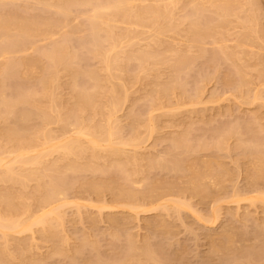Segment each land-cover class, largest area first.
Segmentation results:
<instances>
[{"label":"rangeland","instance_id":"obj_1","mask_svg":"<svg viewBox=\"0 0 264 264\" xmlns=\"http://www.w3.org/2000/svg\"><path fill=\"white\" fill-rule=\"evenodd\" d=\"M106 1L0 0V27L7 21L16 22L15 27L13 22L6 23L5 29L1 27L7 31L6 36L0 30V42L7 40L0 43V49L4 43L11 48L6 49L10 53L2 51L4 55H0V102L4 103H0V158L5 159L0 167V218L26 225L34 223L28 231L4 232L6 238L0 231V264H38V261L39 264H97L100 258L104 263L99 264H107L110 260L123 262L129 251L136 256L131 254L133 258L128 253L127 260L116 264L134 261L147 264L145 257L148 264L150 261L154 264L148 258L150 251L160 258V264H264V164L259 172L261 163H256L257 173L262 172L263 176L258 177L260 174L253 170L254 161L262 158L260 153L264 154V0H129L125 4L128 11L96 9ZM61 10L65 12L62 14ZM95 11L100 12V19L91 17ZM2 17H6L5 21ZM92 22L98 31L93 29ZM27 36L35 38L28 40ZM52 52L55 60L49 61ZM101 54H106L109 61L102 56L106 59L103 62ZM7 61L8 72L11 69L14 73L4 74ZM103 63H110L107 66H112L111 69ZM13 66L16 68L12 69ZM80 89L88 94L86 98L82 99L85 95L80 93V96ZM24 94H29L31 101ZM115 102L118 104L113 106ZM77 130L88 134L81 137ZM109 130L112 137L105 140ZM43 132L48 134H45L48 139L43 137ZM76 136L82 139L84 149L89 147L78 154L82 157L77 158L76 154L67 157L61 146L60 151L57 149L65 138ZM94 138L100 143L96 149L90 143ZM20 152L24 159L39 154L42 163L24 165L20 162ZM257 154L261 156L259 159ZM251 156H256L251 161L253 166ZM172 160L178 164L180 161L181 166L174 162L180 166V172L174 171ZM204 160L210 161L213 171L221 161L224 171L218 168L211 175V170L205 168L208 174L203 170ZM70 165L80 168L74 171ZM246 165L252 175L246 172ZM8 168L14 171V175L10 173L16 175L15 179L24 178V185L4 176L9 175L5 173ZM200 171L208 177L203 176L204 183L200 181ZM253 171L258 178L249 177L254 175ZM218 172L223 175H216ZM53 177L55 182L62 180L63 189H60L62 194H56V199L52 197L50 201L45 196L48 192L45 185ZM197 182H201L198 187ZM95 185L100 187L99 191V187L94 189ZM208 189L213 192L209 193ZM113 190H119L120 196L124 192V198L118 195L120 199H117ZM126 190H132L134 195H128ZM125 194L133 197L126 200ZM160 202H167L172 211L161 206L149 210ZM59 204L67 205L62 207V221L59 216L57 221L55 215V220H51L55 213L50 215L51 219L48 217L56 223L49 224L52 226L49 231L53 230L50 236V232L44 233L48 231L46 228L50 229L47 225L50 221L46 225L42 223L44 226L36 225L35 218ZM173 205L180 206V212H174ZM216 210L219 212L214 213ZM162 223L166 228H161ZM222 232L235 237L230 247L237 251L226 249L230 248L226 247L230 237L224 240L227 234ZM218 235L220 238H215ZM131 241L144 259L137 257ZM217 243L222 251L216 247ZM146 245L151 248L148 247L149 252ZM224 249L228 250L227 255H222L227 252ZM128 257L135 260L132 262ZM141 258L145 260L143 263Z\"/></svg>","mask_w":264,"mask_h":264},{"label":"bare ground","instance_id":"obj_2","mask_svg":"<svg viewBox=\"0 0 264 264\" xmlns=\"http://www.w3.org/2000/svg\"><path fill=\"white\" fill-rule=\"evenodd\" d=\"M109 1H110V0H108V2H109ZM128 1H129V0H112V1H110L109 3L106 1V3H105L106 5H105V4L103 5V3H104V2H103V3L101 4V6L99 5L101 1H100V2L98 1L99 4L97 5V8H96V5H95V8L98 9L99 11H103V10H110V11H111V9H112L113 12H114V10H116V12H120L121 10L124 11V9H125V4H129V3H130V1H129V2H128ZM132 1H133V0H132ZM192 1H193V0H192ZM231 1H233V0H231ZM78 2H79V1H78ZM98 2H97V3H98ZM127 2H128V3H127ZM204 2H205V1H204ZM248 2H249V0H248ZM80 3H81V2H80ZM107 3H108V4H107ZM171 3H172V2H171ZM193 3H194V2H193ZM200 3H201V2H200ZM200 3H197V4H200ZM76 4H77V6L80 5V4H78V3H76ZM84 4H85V3H84ZM84 4H82V6H84ZM86 4H87V3H86ZM190 4H191V3H190ZM194 4H195V3H194ZM213 4H214V3H213ZM215 4H217V2H216ZM247 4H248V3H247ZM257 4H258V3H257ZM195 5H196V4H195ZM251 5H252V4H251ZM66 6H67V5H66ZM66 6H65V8H64V6H63V8L66 9ZM68 6H71V5H68ZM168 6H169V5H168ZM168 6H167V7H168ZM188 6H189V5H188ZM192 6H193V5H192ZM205 6H206V5H205ZM212 6L214 7V5H212ZM217 6H218V4H217ZM61 7H62V6H61ZM98 7H99V8H98ZM201 7H202V6H201ZM215 7H216V6H215ZM93 8H94V7H93ZM160 8H161V7H160ZM190 8H191V7H190ZM57 9H58V8H57ZM60 9H61V8H60ZM70 9H71V8H70ZM70 9H69V11H70ZM96 9H95V10H96ZM201 9H202V8H201ZM219 9H220V8H219ZM118 10H120V11H118ZM125 10H126V9H125ZM93 11H94V9H93ZM96 11H97V10H96ZM96 11H95V14H93L91 17L95 16L94 19H95V18H99V19H100V14H99L100 12L98 11L99 13H98V12L96 13ZM126 11H128V10H126ZM133 11H134V10H132L131 12H133ZM163 11H164V10H163ZM165 11L168 12L169 10L167 11V8H166ZM204 11H205V10H204ZM255 11H256V10H255ZM58 12L60 13V11H58ZM61 12H62V14H63V13L65 12V10H64V11L61 10ZM66 12L68 13L67 10H66ZM116 12H115V14H116ZM137 12H138V11H137ZM144 12H145V11H144ZM82 13H83V12H82ZM126 13H128V16H129V13H130V12H126ZM135 13H136V10H135ZM138 13H139V12H138ZM155 13L157 14V12H155ZM160 13H161V12H160ZM196 13H197V12H196ZM83 14H84V13H83ZM97 14H99V16H98ZM118 14H119V13H118ZM139 14H140V13H139ZM197 14H198V13H197ZM124 15L127 16V14H124ZM130 15H131V13H130ZM162 15H163V17H164L166 14H165V15L162 14ZM254 15H255V14H254ZM66 16H67V15H66ZM88 16H89V15H88ZM136 16H137V14H136ZM139 16H140V15H139ZM157 16H158V15H157ZM157 16H156V17H157ZM250 16H251V15H250ZM91 17H90V18H91ZM132 17H133V16H132ZM134 17H135V16H134ZM252 17L254 18L255 16H252ZM2 18H3V17H2ZM2 18H1V19H2ZM13 18H14V17H13ZM76 18H77V16H76ZM87 18H88V17H87ZM137 18H138V17H137ZM140 18H142V17H140ZM196 18H197V17H196ZM220 18H221V17H220ZM245 18H246V17H245ZM253 18H252V19H253ZM4 19H6V17H4L3 20H4ZM91 19H92V18H91ZM252 19H251V20H252ZM7 20H8V19H7ZM7 20H6V21H7ZM9 20H11V19H9ZM12 20H13V19H12ZM14 20H15V19H14ZM158 20H159V19H158ZM195 20H196V19H195ZM247 20H248V19H247ZM4 21H5V20H4ZM23 21H24V20H23ZM29 21H30V20H29ZM90 21H91V20H90ZM92 21H93L94 23L97 22V20H95L96 22H95L94 20H92ZM98 21H100V20H98ZM2 22H3V21H2ZM11 22H13V24L16 23L15 21H10V22L7 21V22L3 23V24L1 25V27L4 28V26H6V23H7V25H8V23L11 24ZM24 22H25V21H24ZM93 22H92V25H93ZM246 22H247V21H246ZM248 22L250 23V21H248ZM19 23H20V22H19ZM19 23H18V25H19ZM26 23H27V22H26ZM29 23H30V22H29ZM35 23H36V22H35ZM35 23H34V24H35ZM55 23H56V22H55ZM89 23H90V22H89ZM194 23H197V22H194ZM251 23H252V22H251ZM0 24H1V22H0ZM156 24H157V23H156ZM20 25H21V24H20ZM20 25H19V26H20ZM25 25H26V24H25ZM27 25H28V24H27ZM29 25H30V24H29ZM41 25H42V24H41ZM41 25L38 24V26H41ZM48 25H49V24H48ZM61 25H63V24H61ZM64 25H65V24H64ZM89 25H90V24H89ZM245 25H246V24H245ZM9 26H10V25H9ZM9 26H8V27H9ZM15 26H16V24L14 25V27H15ZM33 26H35V25H33ZM33 26H31V27H33ZM36 26H37V25H36ZM42 26H43V25H42ZM44 26H45V25H44ZM53 26H54V25H53ZM53 26H51V29H52ZM93 26L95 27L96 25L94 24ZM1 27H0V28H1ZM17 27H18V26H17ZM26 27H27V26H26ZM31 27L29 26L28 28L31 29ZM46 27H47V25H46ZM94 27H93V29H96V28H97V27H95V28H94ZM98 27H99V25H98ZM3 28H1L0 30H3ZM5 28H6V27H5ZM5 28H4V29H5ZM23 28H25V27H23ZM28 28H26V30H27ZM44 28H45V27H44ZM48 28H49V27H48ZM54 28H55V27H54ZM17 29H18V28H16V30H17ZM38 29H39V28H38ZM98 29H99V28H98ZM206 29H208V28H206ZM34 30H35V29H34ZM34 30H33V31L31 30L32 33L34 32ZM44 30L47 31V28L44 29ZM54 30H55V29H54ZM60 30H61V28H60ZM90 30H91V33L93 34V32H92L93 30L91 29V27H90ZM96 30H97V29H96ZM3 31H5V30H3ZM28 31H29V29H28ZM41 31H43V29H42ZM46 31H44V33H45ZM97 31H98V30H97ZM109 31H110V28H109ZM15 32H16V31H15ZM17 32H18V31H17ZM26 32H27V31H26ZM26 32H25V33H26ZM50 32H51V31H50ZM94 32H95V34H97L95 30H94ZM6 33H7V31H5L4 35H5ZM47 33H49V32H47ZM47 33H46V34H47ZM7 34H8V33H7ZM18 34H19V33H18ZM36 34H37V33H36ZM71 34H72V33H71ZM92 34H91V35H92ZM186 34H187V33H186ZM245 34H246V33H245ZM248 34H249V33H248ZM14 35H15V34H14ZM14 35H13V37H14ZM16 35H17V33H16ZM16 35H15V36H16ZM28 35H29V33H28ZM40 35L42 36V34H40ZM44 35H45V34H44ZM44 35H43V37H44ZM242 35H243V34H242ZM5 36H6V35H5ZM5 36H4V37H5ZM35 36H36V35H35ZM66 36H67V34H66ZM70 36H72V35H70ZM4 37H3V38H4ZM10 37H12V36H10ZM18 37H19V36H18ZM37 37H38V36H37ZM68 37H69V36H68ZM68 37L66 38V40L68 39ZM5 38H6V37H5ZM7 38H8V37H7ZM30 38H31V36H30ZM30 38H28V36H27L26 39L30 40ZM32 38H35V37H32ZM32 38H31V39H32ZM111 38H112V37H111ZM194 38H195V37H194ZM20 39H21V38H20ZM22 39H23V38H22ZM45 39H46V38H45ZM63 39H64V38H63ZM71 39H72V38H71ZM91 39H92V38H91ZM113 39H114V38H113ZM199 39H200V38H199ZM28 40H27V41H28ZM59 40H60V39H59ZM64 40H65V39H64ZM68 40H70V39H68ZM92 40H93V39H92ZM99 40H100V39H99ZM101 40H102V38H101ZM109 40H110V39H109ZM111 40H112V39H111ZM244 40H245V39H244ZM246 40H247V39H246ZM2 41H7V40H2ZM2 41L0 42L1 44H2ZM8 41H9V40H8ZM19 41H21V40H18V39H17L18 44L21 43V42H19ZM23 41H24V40H23ZM61 41H62V39H61ZM104 41H105V39H104ZM9 42H10V41H9ZM35 42H36V41H35ZM96 42H97V41H96ZM96 42H95V43H96ZM102 42H103V40H102ZM112 42H114V41L112 40ZM10 43H11V42H10ZM15 43H16V39H15ZM29 43H30V42H29ZM65 43H66V41H65ZM97 43H98V42H97ZM109 43H110V42H109ZM195 43H196V42H195ZM195 43H194V44H195ZM34 44H35V43H34ZM36 44H37V43H36ZM36 44H35V45H36ZM63 44H64V43H62V45H63ZM241 44H242V43H241ZM3 45H5V47H3ZM3 45H1V46H2L3 48H5V50H4L2 47H1L2 50L0 49V50H1L0 55L2 54V56L7 52L6 49H7V50H10V49H11L9 46H7L8 43H7V44L4 43ZM16 45H17V43L15 44V46H16ZM26 45H27V44H26ZM65 45L67 46V43H66ZM112 45H113V47H114V48H113V50H114V49L116 48V47L114 46L115 44H112ZM66 46H65V47H66ZM200 46H201V45H200ZM7 47H8V48H7ZM17 47H19V46H17ZM26 47H27V46H26ZM30 47H31V46H30ZM90 47H93V46L90 45ZM99 47H100V45H99ZM99 47H97V48H99ZM9 48H10V49H9ZM22 48H23V47H22ZM50 49H51V48H50ZM52 49H53V48H52ZM91 49H92V48H91ZM95 49H96V48H95ZM110 49H112V48H110ZM45 50H46V49H45ZM66 50H67V48H66ZM66 50H64V51H66ZM98 50H100V49H98ZM189 50H190V49H189ZM189 50H188V51H189ZM2 51L4 52V54H3ZM5 51H6V52H5ZM11 51H12V50H11ZM93 51H94V50H93ZM204 51H205V50H204ZM204 51H203V52H204ZM12 52H13V51H12ZM45 52H47V51H45ZM94 52H95V51H94ZM94 52H93V53H94ZM111 52H112V51H111ZM223 52H224V50H223ZM226 52H227V51H226ZM8 53H10V52L8 51L6 54H8ZM53 53H54V52H52V54H51L50 56H52ZM55 53H56V52H55ZM66 53H67V52H66ZM107 53H110V52L108 51ZM220 53H221V52H220ZM40 54H41V53H40ZM56 54H57V53H56ZM60 54H61V53H60ZM60 54H59V55H60ZM62 54H63V53H62ZM62 54H61V56H62ZM69 54H70V53H69ZM69 54H67V55H69ZM111 54H112V53H111ZM111 54H109V55H107V56L109 57ZM224 54H225V53H224ZM224 54H223V55H224ZM70 55H71V54H70ZM96 55H97V54H96ZM105 55H106V54H105ZM105 55H102V54H101V58H102V56H103V57H106ZM113 55H115V54H113ZM117 55H118V54H117ZM179 55H180V54H179ZM188 55H189V54H188ZM53 56H54V55H53ZM53 56L49 59V61H50L51 59H54V60H55V57H53ZM61 56H60V57H61ZM72 56H73V55H72ZM98 56H99V54H98ZM182 56H183V55H182ZM186 56H187V55H186ZM186 56H185V57H186ZM10 57H11V56H10ZM10 57H9V58H10ZM45 57H46V56H45ZM58 57H59V56H58ZM74 57H75V56H74ZM111 57H112V56H111ZM114 57H115V56H114ZM114 57H113V60H114ZM126 57H127V56H126ZM47 58H49V57H47ZM62 58H63V56H62ZM106 58H107V57H106ZM137 58H138V57H137ZM180 58H181V57H180ZM182 58H183V57H182ZM12 59H13V58H12ZM12 59H11L10 62H9L10 65H11V64L13 65V62H12V61H14V60H12ZM57 59H58V58H57ZM107 59H108L107 61H109V58H107ZM125 59H126V58H125ZM177 59H178V58H177ZM190 59H191V56H190ZM190 59H189V60H190ZM8 60H9V59H8ZM58 60H60V58H59ZM58 60H57V62H58ZM103 60H104V58H102V61H103ZM105 60H106V59H105ZM105 60H104V61H105ZM110 60L112 61V58H111ZM183 60H184V59H183ZM60 61H61V60H60ZM63 61H64V60H63ZM73 61H75V60H73V58H72V62H73ZM104 61H103V62H104ZM127 61H130V60H128V58H127ZM140 61H141V59H140ZM11 62H12V63H11ZM55 62H56V61H55ZM57 62H56V63H57ZM65 62H66V61H65ZM65 62H64V63H65ZM175 62H176V61H175ZM188 62H190V61H188ZM56 63H55L54 65H56ZM61 63H62V62H61ZM73 63H74V62H73ZM113 63H115V61H113ZM113 63H112V64H113ZM177 63H178V62H177ZM177 63H176V64H177ZM6 64H7L8 66L6 67L5 72L3 71L4 68H5V66H4L3 69H2V73L4 72V74L6 73V71L8 72L9 67H10L9 64H8V61H7ZM6 64H5V65H6ZM17 64H18V63H17ZM20 64H21V62H20ZM20 64H19V65H20ZM49 64L52 65V63H50V62H49ZM70 64H71V63H70ZM103 64H104V63H103ZM109 64H110V63H108L107 65H109ZM185 64H187V63H185ZM12 65H11V67H12ZM57 65H58V64H57ZM57 65H56V66H57ZM104 65H106V63H105ZM107 65H106V66H107ZM16 66H18V65H16ZM66 66H67V65H66ZM69 66H70V65H69ZM106 66H105V68L108 67V69H111V67H112V66H111V67H110V66H107V67H106ZM124 66H125V65H124ZM22 67H23V66H22ZM52 67H53V66H52ZM109 67H110V68H109ZM181 67H182V66H181ZM189 67H190V66H189ZM7 68H8V69H7ZM14 68H16V67L13 66L12 69H14ZM49 68H51V66H50ZM53 68H54V67H53ZM56 68H57V67H56ZM68 68H69V67H68ZM187 68H188V67H187ZM182 69H183V68H182ZM106 70H107V69H106ZM184 70H185V69H184ZM10 71H11V69H10ZM10 71H9L8 73H10ZM107 71H108V70H107ZM110 71H111V70H110ZM14 72H15V71H14ZM14 72L11 71V73H14ZM109 73L112 74V72H109ZM109 73H108V74H109ZM6 75H7V74H6ZM6 75H5V76H6ZM5 76H4V77H5ZM111 76H112V75H111ZM2 77H3V76H2ZM91 78H92V77H91ZM111 78H112V77H111ZM176 78H177V77H176ZM53 79H54V78H53ZM55 79H56V78H55ZM74 79H76V78H74ZM74 79H73V81H74V84H75L76 80H74ZM97 80H98V79H97ZM56 81H57V80H56ZM56 81H55V82H56ZM90 81H91V80H90ZM178 81H179V80H178ZM98 82H99V81H98ZM180 82H181V80H180ZM182 82H183V81H182ZM182 82H181V84H182ZM76 84H77V83H76ZM181 84H180V85H181ZM78 85H79V84H78ZM78 85H76V86L78 87ZM93 85H94V84H93ZM76 86H75V87H76ZM73 87H74V85H73ZM77 87H76V88H77ZM83 88H84V87H83ZM93 88H94V86H93ZM93 88H91V89H93ZM76 90H77V89H76ZM81 90L83 91L84 89H80V92H78V91H77V92L80 94V93H82ZM89 90H90V89H89ZM94 90H95V89H94ZM94 90H92V91H94ZM114 91H115V90H114ZM86 92H88V91H86ZM90 92H91V91H90ZM115 92H116V91H115ZM28 93H29V92H28ZM43 93H44V92H43ZM50 93H51V92H50ZM84 93H85V91L82 93V95H83ZM35 94H36V93H35ZM52 94H53V93H52ZM86 94H87V93H86ZM86 94H84L85 96H83L82 99H83V98H86ZM116 94H118V93H116ZM24 95H25V94H24ZM82 95L80 94V96H82ZM87 95H88V94H87ZM90 95H91V94H90ZM93 95H94V94H93ZM113 95H114V94H113ZM21 96H23V95H21ZM25 96L28 98L30 95L28 94V96H27V95H25ZM91 96H92V95H91ZM91 96H90V97H91ZM94 96H95V95H94ZM94 96H93V97H94ZM19 97H20V96H19ZM23 97H24V96H23ZM26 97H25V98H26ZM31 97H32V96H31ZM50 97H51V96H50ZM87 97H89V96H87ZM93 97H92V99H93ZM114 97H117V96H116V95L113 96V100H112V102L114 101ZM21 98H22V97H21ZM21 98H20V99H21ZM111 98H112V97H111ZM28 99H29V98H28ZM28 99H27V100L25 99V100L28 102ZM2 100H3V99H2ZM54 100H55V99H54ZM87 100H88V99H87ZM22 101H23V98H22ZM22 101H21V102H22ZM29 101H31V100L29 99ZM51 101H52V100H51ZM116 101H117V99H116ZM6 102H7V101H6ZM9 102H10V101H9ZM23 102H24V101H23ZM52 102H53V101H52ZM88 102H89V100H88ZM92 102H93V101H92ZM92 102H91V103H92ZM117 102L119 103V101H117ZM117 102H115L116 104H115V103H112L113 106H114V105H117V104H118ZM0 103H3V102H0ZM17 103H18V101H17ZM30 103H31V102H30ZM83 103H84V101H83ZM93 103H94V102H93ZM3 104H4V103H3ZM10 104H11V103H10ZM15 104H16V103H15ZM15 104H14V105H15ZM18 104H19V103H18ZM33 104L35 105V102H34ZM52 104H53V103H52ZM7 105H9V104H7ZM12 105H13V104H12ZM12 105H11V106H12ZM31 105H32V103H31ZM34 105H33V106H34ZM53 105H54V104H53ZM84 105H85V104H84ZM38 106H39V105H37L36 109L39 108ZM77 107H78V106H77ZM13 108H14V107H13ZM13 108L11 107L12 110H13ZM51 108H52V107H51ZM81 108H82V107H81ZM81 108H80V111H82V112L84 113V111H83ZM4 109H5V108H4ZM42 109H43V108H42ZM78 109H79V107H78ZM87 109H88V108H87ZM5 110H6V109H5ZM45 110H46V109H45ZM51 110H52V109H51ZM84 110H86V109H84ZM13 111H14V110H13ZM41 111H42V110H41ZM49 111H50V110H49ZM78 111H79V110H78ZM85 112H86V111H85ZM2 113H5V112L3 111ZM6 113H7V111H6ZM10 113H12V112H10ZM10 113H9V114H10ZM45 113H47V112H45ZM40 114H41V113H40ZM22 115H23V114H22ZM50 115H51V113H50ZM50 115H49V117H50ZM73 115H74V114H73ZM73 115H71V116H73ZM41 116H42V115H41ZM69 116H70V115H69ZM69 116H68V117H69ZM22 117H23V116H22ZM46 117H47V116H46ZM63 118H64V117H63ZM47 119H48V117H47ZM64 119H65V118H64ZM66 119H67V118H66ZM68 119H69V118H68ZM70 119H71V117H70ZM75 119H76V118H75ZM75 119H73V120L75 121ZM61 120H62V119H61ZM65 122H67V120H66ZM70 123H71V122H70ZM74 123L77 124V122H74ZM74 123H72V124H74ZM235 127H237V126L235 125ZM238 128H239V127H238ZM79 129H80V128H79ZM80 130H81V129H80ZM83 130H85V129H83ZM97 130L99 131V129H97ZM77 131H78V132H77L78 135L80 134L81 137L83 136V135H81V134H83V133H84V136H86V134H88L87 132L85 133L84 131H79V130H77ZM93 131H94V130H93ZM89 132H90V131H89ZM109 132H110V130H109V131L107 132V134H106V135H108L109 137L107 136V138H106L105 136H103V137H105V138H104L105 140L108 139V138L110 139V138L112 137V136H110L112 132H111L110 134H109ZM98 133H99V132H98ZM100 133H101V131H100ZM45 134H46V133H45ZM45 134H44V132H43V137H44ZM103 134H105V133H103ZM112 134H113V133H112ZM115 134H116V133H115ZM46 135L48 136V134H46ZM46 135H45V137H46V139H48V137H47ZM89 135H91V134H89ZM94 135H95V133H93V136H94ZM96 135H98V134H96ZM101 135H102V134H101ZM51 136H52V135H51ZM51 136L49 135V137H51ZM80 136H76V137H74V138H69V139H68V138H65L66 141H65V139H64V141L61 142L60 145H58L57 149L59 148V146H61V149L63 148V149H62V151L64 152L63 154L66 155V156H67V155H70V156H71V154H72L73 156L76 154L75 156H77V155L80 154V153H81V154L84 153V150H86L87 147L84 149L85 146H83L82 139L80 138ZM87 136H88V135H87ZM99 136H100V135H99ZM97 137H98V136H97ZM97 137H96V138H97ZM55 138H56V137H55ZM96 138L91 139V141H90V143H91V145H92L91 148L96 149V147L98 146V144H100V143H98L99 141H97L98 139H96ZM100 138H101V137H100ZM44 139H45V138H44ZM50 139H51V138H50ZM18 140H19V139H18ZM52 140H53V139H52ZM52 140H51V141H52ZM221 141H222V140H221ZM47 142H48V141H47ZM217 142H219V141H217ZM244 142H245V141H244ZM248 142H249V141H248ZM45 143H46V140H45ZM122 143H127V141H126V142H122ZM251 143L253 144V142H251ZM216 144H217V143H216ZM220 144H221V143H220ZM222 144H223V143H222ZM222 144H221V145H222ZM123 145H124V144H123ZM125 145H126V144H125ZM218 145H219V143H218ZM253 145H254L253 147H255V144H253ZM56 146H57V145H56ZM56 146H54V147H56ZM87 146H88V145H87ZM246 146H247V145H246ZM256 146H257V145H256ZM98 147H99V146H98ZM98 147H97V148H98ZM247 147H248V146H247ZM257 147H259V146H257ZM21 148H22V147H21ZM21 148H20V149H21ZM88 148H89V147H88ZM88 148H87V149H88ZM263 148H264V147H263ZM54 149H55V148H54ZM94 149H93V150L91 149V150L94 151ZM21 150H23V149H21ZM21 150H20V151H21ZM258 150H260V149H258ZM57 151H58V150H57ZM59 151H60V148H59ZM86 151H87V150H86ZM0 152H1V151H0ZM24 152H25V151H24ZM24 152H23V153H24ZM94 152H95V151H94ZM195 152H196V151H195ZM250 152H251V151H250ZM256 152H259V151H255V153H256ZM260 152H262V151L260 150ZM260 152H259V153H260ZM21 153H22V152H20V157H21L20 160H21V161H20V160H19V161L22 162V164H24V165H25V164H28V163H29V164L31 163V165H32L33 163H35V164H37V163H38V164H41V163H42V162H41L42 160H40L41 157H39V154H38V156L36 155L34 158L31 157V159L26 158V156H25V154H24V156H25V159H24V157L22 158ZM59 153H60V152H59ZM253 153H254V152H253ZM253 153H252V154H253ZM255 153H254V155H255ZM260 154H261L262 158L259 159V157H261V156H259V154H257V155H258L257 158H258L259 160L256 159L257 162H256V160H255L254 163H253V164H255V165H254L255 167H256V166H257V167L260 166V167L258 168L259 170L257 169V167H256V168H255V167L253 168V170H254V169H255V170L257 169L259 172H260V170H261L262 165L264 164V162H263V161H264V157H263L264 154H263V153H260ZM262 154H263V155H262ZM83 155H84V154H83ZM250 155H251V153H250ZM257 155H256V156H257ZM40 156H41V154H40ZM66 156H64V157L67 158L68 156H67V157H66ZM70 156H69V157H70ZM80 156H81V155H78L77 158H79ZM256 156H251V157H252V159L250 158V163H251V165H252V162H253L252 160L255 159ZM16 157H17L16 159L18 160V159H19V158H18V155H16ZM64 157H62V158H64ZM81 157H82V156H81ZM253 157H255V158H253ZM1 158H2V157H1ZM1 158H0V167H1V165L4 166V164H5V161H4L5 159H3V158L1 159ZM38 158H39V159H38ZM65 158H64V159H65ZM210 158H211V157H210ZM22 159L25 160V161H22ZM32 159H33V160H32ZM199 159H200V158H199ZM212 159H213V158H212ZM246 160H247V159H246ZM248 160H249V159H248ZM248 160H247V161H248ZM26 161H27V162H26ZM38 161H39L40 163H39ZM172 161H173V160H172ZM193 161H194V160H193ZM205 161H206V160H204V163H205L204 165H206V166H203V167H204L203 170H205V171L207 172L206 169H208L209 171H210L211 169H213L212 166H211L210 161H208V160H207L206 162H205ZM251 161H252V162H251ZM258 161L261 163V165H259V166H258V164H259ZM24 162H25V163H24ZM174 162L177 163V165H180V161H179V164H178V162H176L175 160L173 161V163H174ZM220 162H221V161H220ZM220 162L218 161V164L215 165V167L217 166V167H216L217 169H215V170H218V168H222L223 163L220 165ZM262 162H263V163H262ZM74 163L76 164V162H74ZM156 163H158V162L156 161L155 164H156ZM164 163H165V161H164ZM166 163H167V162H166ZM173 163H171V165H172ZM175 163H174L173 167L175 166L177 169L175 168L174 171L180 172V169H181V168H179V167H180L181 165H180L179 167H177V166L175 165ZM216 163H217V161H216ZM256 163H258V164H256ZM169 164H170V163H169ZM169 164H168V166H169ZM247 164H248V162H247ZM47 165H50V164H47ZM68 165H69V164H68ZM72 165H73V164H72ZM88 165H89V168L91 169L92 166L90 167V164H88ZM114 165H115V164H114ZM116 165H117V164H116ZM162 165H163V164H162ZM218 165H219V167H218ZM251 165H248V166H251ZM117 166H118V165H117ZM155 166H156V165H155ZM157 166L159 167V164H157ZM220 166H221V167H220ZM252 166H253V165H252ZM72 167H73V168H72ZM118 167H119V166H118ZM120 167H121V165H120ZM120 167H119V168H120ZM160 167H161V165H160ZM164 167H165V166H164ZM166 167H167V166H166ZM169 167H170V166H169ZM215 167H214V168H215ZM224 167H225V166H224ZM44 168H45V167H44ZM70 168H71L72 170L74 169V171H75V169L77 170V168H78V170H79L80 165H79V167H77V168H75L74 166H71V165H70ZM81 168L83 169L84 167H81ZM167 168H168V167H167ZM171 168H172V167H171ZM194 168H195V167H194ZM196 168H199V167H196ZM205 168H206V169H205ZM262 168L264 169V167H262ZM82 169H81V170H82ZM173 169H174V168H173ZM173 169H170V171H172ZM200 169H201V168H199V170H200ZM222 169H223V168H222ZM222 169H221V171H224V169H223V170H222ZM225 169H227V168H225ZM248 169H249V167H248ZM0 170H1V169H0ZM78 170H77V171H78ZM178 170H179V171H178ZM191 170H194V171H195V169H193V167H192ZM201 170H202V169H201ZM215 170H214V171H215ZM227 170H228V169H227ZM250 170H252V169H250ZM257 170H256V173H257ZM31 171L33 172V169H32ZM61 171H62V170H61ZM196 171H198V170H196ZM214 171L211 170V171H210V174H211V175H215L216 172L214 173ZM261 171H262V170H261ZM6 172H8V173H6ZM10 172L12 173V172H14V171L11 170V168H10V169L8 168V170H6L5 173H6V174H9L10 177H9V175H4V176H7L8 179L11 178V177H13L12 179H13V180H17V181H19V179H21V178H19L20 176L17 177V178H19V179H15V178H16V177H15L16 175L13 176L15 173H12L13 175L11 176V173H10ZM34 172H36V171H34ZM58 172H59V171H58ZM198 172H199V171H198ZM206 172H204V171L201 172V171H200V173H201L202 175H201L200 173H197V174H196L197 176H198V174H200V175L202 176V177H201V176L199 175V179H200V177H201L200 181L202 180L203 183H204L203 176H204V178H205V176L207 177ZM211 172H213V173H211ZM228 172H229V170H228ZM246 172H247V165H246ZM249 172H251V171H248V172H247L248 175H252V172H251L250 174H249ZM254 172H255V171H253V174H254ZM28 173H30L31 176H34V175H35L34 173H31V172H29V171H28ZM59 173H60V172H59ZM62 173H63V172H62ZM195 173H196V172H195ZM207 173H208V172H207ZM219 173H220V174H219ZM222 173H223V172H218V174H216V175L221 176ZM224 173H226V172H224ZM256 173H255L253 176H249V177H255V178H258L259 176L261 177V175L264 173V171H263V173L261 172V174H260V173H257V174H260V175H257L258 177L256 176ZM32 174H34V175H32ZM193 174H194V172H193ZM203 174H205V175H203ZM208 174H209V173H208ZM226 174H228V173H226ZM196 175H194V176H196ZM222 175H223V174H222ZM228 175H230V174H228ZM248 175H247V176H248ZM24 176H29V174H28V175L25 174ZM35 176H36V175H35ZM57 176H60V175H57ZM61 176H62V175H61ZM262 176H263V175H262ZM22 177H23V176H22ZM29 177H30V176H29ZM191 177H192V176H191ZM214 177H215V176H214ZM214 177H213V178H214ZM217 177H218V176H217ZM26 178L28 179V177H26ZM55 178H56V177H55ZM55 178L53 177V179H52L51 181L53 182V181L55 180ZM61 178H63V177H60V179H61ZM196 178H197V177H196ZM207 178H208V177H207ZM207 178H206V179H207ZM210 178H211V177H210ZM12 179H11V180H12ZM214 179H215V178H214ZM57 180H59V179H57ZM190 180H191V179H190ZM194 180H195V179H194ZM20 181H21V180H20ZM20 181H19V182H20ZM23 181H24V178H23V180L21 181L22 185H24L23 183H25V182H23ZM25 181H26V180H25ZM196 181H197V180H196ZM198 181H199V180H198ZM257 181H258V180H257ZM52 182H50V183H48L47 185H45V187L47 186V190H48L47 194L45 193V194H46L45 196H48L49 199L52 198V197H53V199H56V198H54V197H57V195L62 194V192L60 191V189H61L60 187L63 186V184H62L63 182H62V180H61L59 183H58V181H56V182L58 183V185L55 184V183H56L55 181H54V183H52ZM133 182H134V181H133ZM133 182H132V183H133ZM190 182H191V181H190ZM253 182L255 183V182H256V179H255ZM253 182H251V183H253ZM134 183H135V182H134ZM193 183H194V182H193ZM199 183H201V182H199ZM199 183L197 182V187H198L199 185H201V184H199ZM203 183H202V185H205V184H203ZM50 184H51V185H50ZM61 184H62V185H61ZM194 184H195V183H194ZM194 184H193V186H194ZM198 184H199V185H198ZM48 185H49V186H48ZM190 185H191V184H190ZM219 185H220V184H219ZM96 186H97V185H95V188H94L95 190L99 187V186H98V187H96ZM205 186H206V185H205ZM220 186H221V185H220ZM38 187H39V184H38ZM40 187H42V186H40ZM40 187H39V188H40ZM43 187H44V186H43ZM48 187H49V188H48ZM58 187H59V188H58ZM194 187H195V186H194ZM197 187H196V188H197ZM203 187H204V186H203ZM203 187L201 186L200 188H203ZM108 188H109V187H108ZM191 188H192V186H191ZM196 188H195V189H196ZM205 188H208V186L205 187ZM62 189H63V188H62ZM62 189H61V190H62ZM112 189H113V186H112ZM192 189H193V188H192ZM192 189H191V190H192ZM195 189H194V190H195ZM41 190H42V189H41ZM99 190H100V187H99L98 191H99ZM128 190H129V189H128ZM128 190H126L125 193H127L128 195H129V193H130V195H131V194H132V193H131L132 190H131V192H129ZM204 190H206V189H204ZM118 191H119V190H118ZM118 191H114V190H113V192H116V193H117ZM127 191H128V192H127ZM196 191H197V190H196ZM196 191H195V193H196ZM199 191H200V190H199ZM201 191H202L201 193L204 192L203 190H201ZM209 191H211V193L213 192V190H209V189H208V192H209ZM40 192H41V191H40ZM45 192H46V191H45ZM96 192H97V191H96ZM122 192H123V191H121L120 193H122ZM208 192L206 191V193H208ZM116 193H114V194H116ZM201 193H200V194H201ZM209 193H210V192H209ZM56 194H57V195H56ZM122 194H124V192H123ZM122 194H121V196H122V198H124V197H123L124 195H122ZM198 194H199V193H198ZM204 194H205V192H204ZM204 194H203V195H204ZM43 195H44V193H43ZM118 195H119V197L121 198V196H120L119 193L116 194V198H117ZM125 195H126V194H125ZM128 195H126V196H128ZM132 195H134V194H132ZM205 195H208V194H205ZM45 196H43V197H45ZM114 196H115V195H114ZM201 196H202V195H201ZM119 197H118V198H119ZM130 197L132 198L133 196H128V198H127V197H125V198H127L126 200H128ZM202 197H203V196H202ZM202 197H201V198H202ZM206 197H207V196H206ZM116 198H114V199H116ZM118 198H117V199H118ZM120 198H119V199H120ZM44 199H46V198H44ZM49 199L47 198V200H49ZM123 200H124V199H123ZM261 200H262V199H261ZM50 201H51V199H50ZM52 201H54V200H52ZM117 201H119V200H117ZM121 201H122V199H121ZM129 201H131V199H130ZM263 201H264V199H263ZM44 202H49V201H45V200H44ZM119 202H120V201H119ZM123 202H125V200H124ZM261 202H262V201H261ZM151 203H152V202H151ZM158 204H159V205H157V206H155V207H152V208L149 209V210L157 209L158 206H161V209L164 207V208H165L164 210H166V208H169L170 210L167 209L168 211H172V209H173V208H171V207L169 206V204H168L167 202H163V203L160 202V203H158ZM64 205H67V204H62V205L59 204V205H57V207L55 206L52 210H49V212L46 211V212H44L43 214H41V216H43V217L39 216V218H38V217L35 218L36 220H35V219H34V220H35V222H37L36 225H38V223H39V225L42 224V223H43L44 225H46L47 222H49V221H50V222L47 224L48 226H49L50 223H51V225H52V223H53V224H56V223H54V222H51V220H55V219H53V218L55 217V218H57V221H58V217H57V216L61 217V220H60V221H62V218H63L62 215H63V214L61 215V213H62V209H63L62 207H63ZM173 207H175V209L173 210L174 212H175V210L180 212V210H181V209H180V206H178V205H173ZM176 207H177V209H176ZM103 208H104V207H103ZM135 209H136V208H135ZM159 209H160V208H159ZM161 209H160V210H161ZM179 209H180V210H179ZM216 209H218V208H216ZM157 210H158V209H157ZM216 211H217V210H216ZM216 211H215L214 213H218V212H219V210H218L217 212H216ZM135 212H136V211H135ZM52 213H55V214H52ZM51 214H52V215H51ZM178 214H179V213H178ZM50 215L52 216V219L50 218ZM53 215H55V216L53 217ZM156 215H157V214H156ZM216 215H217V214H216ZM8 217H9V216H8ZM48 217H49L51 220H50ZM110 217H111V216H110ZM5 218H6V219H5ZM5 218H3V216H1V218H0V219L4 220V221H0V231L3 232V234H1L2 236H4V235L7 236L6 233H4V232L16 231L17 233H20V231H21V232H24V230L28 231V230L31 229L30 225H33V224H34V223H32V224H30V225H26L25 222H24V224H25V225H24V224H22V221H13V220H9L10 218H7V217H5ZM114 218H115V217H114ZM114 218H113V216H112V221L114 220ZM12 219H13V217H12ZM48 219H49V220H48ZM59 219H60V218H59ZM109 219H110V218H109ZM159 219H161V218H159ZM18 220H19V219H18ZM34 220H33V222H34ZM115 220H118V218L115 219ZM161 220H162L163 222L165 221V220H163V218H162ZM161 220H160V221H161ZM60 221H59V222H60ZM119 221H120V220H119ZM119 221H117V222H119ZM155 221H156V220H155ZM155 221H154V222H155ZM114 222H115V221H113V223H114ZM154 222H151V223H154ZM156 222H159V221H156ZM156 222H155V226H156V225L158 226V224H159L160 222H159L158 224H157ZM151 223H150V224H151ZM167 223H168V222H167ZM43 224H42V226H44ZM116 224H117V223H116ZM162 224H163V223H162ZM162 224H160L159 227H161ZM165 224H166V223H165ZM169 224H170V223H169ZM166 225H167V224H166ZM170 225H171V224H170ZM153 226H154V225H153ZM153 226H152V227H153ZM164 226H165V225L163 224V227H161V228H166V226H165V227H164ZM29 227H30V228H29ZM49 227H50V229L45 227L46 230L48 229V231L45 230L46 232H44V233L50 232V234H49V233H48V234H49L50 236H53V235H52V234H53V230H52V231H49V230H51V227H52V226H49ZM54 227H55V225H54ZM56 227H57V225H56ZM159 227H158V228H159ZM167 227H168V225H167ZM171 227H172V226H171ZM28 228H29V229H28ZM154 228H155V227H154ZM156 228H157V227H156ZM168 229H169V227H168ZM171 229H172V228H171ZM171 229H170V230H171ZM157 230H159V229H157ZM228 230H230V229H228ZM232 230H233V229H232ZM232 230H231V231H232ZM166 231H167V233H168V232L170 233V231H168V230H166ZM166 231H165V232H166ZM171 231H172V230H171ZM165 232H164V233H165ZM229 232H230V231H229ZM13 233H14V232H13ZM222 233H224V232H222ZM7 234H8V233H7ZM48 234H47V235H48ZM54 234H55V232H54ZM219 234H220V233H219ZM224 234H227L226 237H223L224 240H225V238L230 237V234H229L228 232H225ZM235 234H237V232H236ZM47 235H46V237H47ZM228 235H229V236H228ZM237 235H238V234H237ZM237 235H236V237H238ZM5 236H4V238H6ZM220 236H221V234H220ZM223 236H224V235H223ZM48 237H49V236H48ZM213 237H214V236H213ZM213 237H212V238H213ZM231 237H232V238H231ZM231 237H230V240H229V238H228V241L230 242V244H228L229 246L227 245L226 247H230V245H231V243H232L231 239L235 238L234 236H231ZM215 238H220V237H219V235H218V237H215ZM221 239H222V236H221ZM221 239H220V240H221ZM236 239H237V238H236ZM236 239H235V240H236ZM213 240H215V239H213ZM213 240H212V241H213ZM220 240H219V241H220ZM226 240H227V239H226ZM235 240H234V241H235ZM219 241H218V243H219ZM131 242L133 243V245H135L133 241H131ZM215 242H217V241H215ZM222 242H223V241H222ZM226 242H227V241H226ZM129 243H130V242H129ZM147 243H148V242H147ZM147 243H146V244H147ZM211 243H212V242H211ZM218 243H217V245H218ZM220 243H221V242H220ZM220 243H219V244H220ZM224 243H225V242H224ZM227 243H228V242H227ZM227 243H225V244H227ZM233 243H234V242H233ZM148 244H149V243H148ZM222 244H223V243H221L220 245H222ZM225 244H224V246H225ZM143 245H144V244H143ZM212 245H213V244H212ZM212 245H211V246H212ZM220 245H218V246L215 245V246H216L217 248L219 247V249H220V248H221ZM232 246H233V245H232ZM76 247H77V246H76ZM129 247H130V249H131V243L129 244ZM129 247H127V249H128ZM133 247H134V249H135V250H134L135 253H137L138 249H137V251H136V248H135L136 245L133 246ZM133 247H132V248H133ZM137 247H138V246H137ZM143 247H144V246H143ZM145 247H147V249H146L147 251H148V247H149V249L151 250L150 246H147V245H146ZM145 247H144V248H145ZM213 247H214V246H213ZM226 247H225V248H226ZM233 247H235V244H234ZM233 247H232V248H233ZM138 248H139L140 250H142L140 247H138ZM214 248H215V247H214ZM236 248H237V247H236ZM212 249H213V248H212ZM215 249H216V248H215ZM215 249H214L213 251H215ZM219 249H216L218 253H219V251L221 250V249H220V250H219ZM222 249H223V248H222ZM226 249L232 250V252H234L235 250L237 251V249H235V248H234L235 250L233 251V249H231V247H230V248H226ZM226 249H224V251H225ZM79 250H81V249H79ZM146 250L143 249V251H146ZM150 250H149V251H150ZM152 250H153V248H152ZM56 251H57V250H56ZM143 251H141V252H143ZM147 251H146V252H147ZM149 251H148V252H149ZM221 251H222V250H221ZM221 251H220V252H221ZM226 251H227V252H226V253H223L222 255H224V254L227 255V253H229L228 250H226ZM53 252H54V251H53ZM53 252H52V254H53ZM77 252H80V251H77ZM131 252H133L132 249H131ZM146 252H145V253H146ZM150 252L152 253V254L150 253V254L152 255V259H151V255H150V254L148 255V258H149V256H150V260H153L152 263L157 264V263L159 262V264H160V262H162V261L160 260V258L157 259L156 254H153L154 252H152V251H150ZM217 252H216V253H217ZM57 253H58V252H57ZM128 253H129V256H131V254H132V255L134 254V253H131V254H130V251H129V252H126V258H127V254H128ZM143 253H144V252H143ZM145 253H144V254H145ZM155 253H156V252H155ZM211 253H212V250H211ZM211 253H209V254H211ZM54 254H56V252H54ZM54 254H53V255H54ZM144 254H143V255H144ZM134 255H135V254H134ZM134 255H133V256H134ZM137 255H139V256H137L138 258L141 256V254H138V253H137ZM153 255H154L155 257H154ZM214 255H215V254H214ZM220 255H221V253H220ZM133 256H131V257H133ZM135 256H136V255H135ZM141 257H143V256H141ZM234 257H235V256H234ZM126 258H125V259H126ZM128 258H129L128 260H130V257H128ZM133 258H134V257H133ZM133 258H132V259H133ZM138 258H137V259H138ZM145 258H146V259H145V260H146L145 263L148 264L149 261L147 262V257H145ZM154 258L157 259L158 261L156 260L157 262H155V261H154ZM100 259H101V258H100ZM100 259H98L97 264H99L98 262H102V261H104V259H103L102 261H100ZM125 259H124V261H125ZM137 259H136V260H137ZM139 259H140V258H139ZM143 259H144V257H143ZM143 259L141 258V261H142ZM105 260H107V259H105ZM126 260H127V259H126ZM133 260H135V259H133ZM133 260H130V261L133 262ZM145 260H143V261H145ZM159 260H160V261H159ZM235 260H236V259H235ZM237 260H239V259H237ZM237 260H236V261H237ZM108 261H109V260H108ZM118 261H121V260H117V262H118ZM124 261H123V262H124ZM130 261H129V262H130ZM141 261H140V262H141ZM143 261H142L141 263H143ZM34 262H35V261H34ZM39 262H40V261H38V264H39ZM117 262H115V260H114V263H113V262H111V260H110V263L107 262V264H116ZM123 262L121 261V263H123ZM137 262H139V260H138ZM240 262H241V260H240ZM247 262H249V261H247ZM40 263H41V262H40ZM75 263H76V262H75ZM102 263H104V262H102ZM102 263H100V264H102ZM105 263H106V262H105ZM119 263H120V262H119ZM125 263H126V262H125ZM31 264H32V263H31ZM33 264H34V263H33ZM35 264H37V263L35 262ZM126 264H128V262H127ZM131 264H132V263H131ZM133 264H135V261L133 262ZM136 264H138V263H136ZM149 264H151V261H150ZM161 264H163V263H161ZM240 264H241V263H240Z\"/></svg>","mask_w":264,"mask_h":264}]
</instances>
